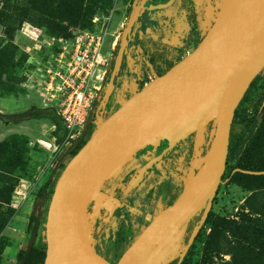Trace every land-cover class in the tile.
<instances>
[{"label": "rangeland", "instance_id": "1", "mask_svg": "<svg viewBox=\"0 0 264 264\" xmlns=\"http://www.w3.org/2000/svg\"><path fill=\"white\" fill-rule=\"evenodd\" d=\"M166 1L82 0L76 21L62 18L43 23L40 14L31 8V0H0V143L12 141L21 150L20 166L8 172L0 170V188H7L4 192L8 202L0 200V214L2 221H6L0 228V264H15L19 248L28 249L31 245L45 243L50 196L62 165L72 155L71 146L65 144L53 118L38 116L44 111L39 107L38 75L41 64L56 51L53 43L48 45V39L74 37L83 30L108 34L106 46L115 49L116 70L114 74L109 72L107 78L111 84V95L110 112L106 118L128 97L162 73L166 65H173L192 52L218 18L225 2L187 0L195 14V22H192L181 0H173L165 8L149 9L150 5ZM152 40L160 42L166 52V63L152 61ZM263 113L264 60L255 71L233 117L234 122L250 117L254 119L238 135L233 151L228 155L225 175L199 230L200 238L185 254L186 264H203L204 244L211 229L210 219L216 216L234 218L239 211L247 210L244 201L250 192L227 182L226 173L255 131ZM201 128V146L194 149V140L199 143L197 131L188 137L193 142L191 153L177 160L169 154L166 162L164 159L157 162L127 203L118 201V189L109 196H102L99 188L90 199L85 217L86 241L117 260L144 226L168 207L179 190L187 185L192 158L209 153V136L215 129V121ZM85 136L89 135L85 133ZM180 146L181 143L172 150ZM203 163L193 172L198 173ZM130 178L131 173L120 186H125ZM113 185V180L108 181L107 192ZM261 195L264 197V191ZM205 209L206 205L196 214L199 221ZM30 217V225L27 226ZM189 223L187 221L177 230L182 235L174 244L166 245L175 233L172 231L161 236L165 237L164 242L155 241L149 246L145 261L149 264H181L191 233ZM227 239L218 251L205 258L204 264L231 263L229 251L232 237L228 235Z\"/></svg>", "mask_w": 264, "mask_h": 264}, {"label": "water", "instance_id": "2", "mask_svg": "<svg viewBox=\"0 0 264 264\" xmlns=\"http://www.w3.org/2000/svg\"><path fill=\"white\" fill-rule=\"evenodd\" d=\"M172 2L149 9L165 8ZM263 57L264 0H231L192 52L95 125L64 164L53 187L46 212L43 264H140L157 238L176 232L206 205L203 218L189 235L182 260L212 205L226 168L235 109ZM211 121H215V129L209 154L197 178L144 226L117 260L86 241L91 188L101 168L136 128L148 131L131 155L148 145L156 147L162 140H167V146L137 170L127 188L136 186L168 151Z\"/></svg>", "mask_w": 264, "mask_h": 264}, {"label": "trees", "instance_id": "3", "mask_svg": "<svg viewBox=\"0 0 264 264\" xmlns=\"http://www.w3.org/2000/svg\"><path fill=\"white\" fill-rule=\"evenodd\" d=\"M81 1L82 0H31L30 3L31 8L40 14V18L43 23H48L50 20L54 19L62 20V18H65L63 20L74 22L80 12ZM187 2V0H181V4L186 10L190 20L195 22L194 10L191 6H188ZM151 46L152 61L156 62L160 60L161 62L166 63V52L161 48L160 42L158 40H152ZM171 66L172 65H166L162 73H164ZM162 73H159V75ZM42 110H44L43 113H40L38 116L41 118H48V116H51L56 127L59 126L61 136L64 137L65 130L59 120V117L52 110ZM253 119L254 117H250L232 122L228 155L231 151H233L238 135L249 127ZM94 128L95 126L91 128V131ZM91 131L87 135H89ZM85 139L86 138L80 140L75 145V147L71 150V154H74L81 144H83ZM180 143V147L176 150H170L164 155L163 159L165 162L168 160L167 156L169 154L172 155V158L177 160L182 156L191 153L193 149V142L191 139L186 138L178 144ZM166 146L167 140H162L157 148V151H160ZM20 155L21 150L12 141L0 143V170L8 172L13 167L20 166L18 165L20 162ZM143 163L144 160L137 164L131 157H129L114 175L103 181L100 186V191L102 193H106L104 191V186L110 180H114L116 186H118L127 174L132 171L134 172L136 167L137 169L140 168ZM62 167H64V165H62ZM150 170L151 169H148L147 173ZM133 175L134 173H132V176ZM223 175H225V173ZM226 181L229 183H235L241 186L244 190L250 192L244 201L247 210L244 209L239 211L234 218L216 216L210 219L211 229L204 244L203 264L205 263V258L207 256H211L212 252L218 251L222 243L228 240V235L232 237V245L229 251L231 253L230 264H264V197L261 195L262 191H264V113L255 131L251 134L245 146L237 156L234 164L228 167ZM137 186L138 185L131 188H124L118 195V201L122 204L127 203L134 194ZM5 190H7L6 187L2 189L0 188V200L8 203L4 192ZM182 190L183 188L179 190L176 198ZM111 192L107 194L110 195ZM88 207L87 211L89 210ZM2 217L3 216L0 214V228L2 227V223L6 222L4 220L2 221ZM31 218L32 217L29 218L27 226L30 225ZM198 221L199 218L196 215L189 220L190 232L197 225ZM207 222H209V219ZM7 223H9V221ZM199 238L200 231L196 235L194 242L199 240ZM194 242L191 246H193ZM45 250L46 243L43 245H31L28 249L20 248L16 253V263L43 264ZM184 257L181 264H186L187 262V257Z\"/></svg>", "mask_w": 264, "mask_h": 264}, {"label": "built area", "instance_id": "4", "mask_svg": "<svg viewBox=\"0 0 264 264\" xmlns=\"http://www.w3.org/2000/svg\"><path fill=\"white\" fill-rule=\"evenodd\" d=\"M107 36L102 31L83 30L74 37H50L47 41L56 51L41 64L39 107L59 117L65 144L71 149L110 112L107 78L116 69L115 49L106 46ZM202 139L199 143L194 140V149L201 146Z\"/></svg>", "mask_w": 264, "mask_h": 264}, {"label": "bare ground", "instance_id": "5", "mask_svg": "<svg viewBox=\"0 0 264 264\" xmlns=\"http://www.w3.org/2000/svg\"><path fill=\"white\" fill-rule=\"evenodd\" d=\"M231 4V0H225V2L223 3V8L220 11L219 15H221L222 12L226 11ZM220 5V4H219ZM264 60V57L259 61V65L260 63ZM202 128L201 126L198 127L197 129V141L200 142V132H201ZM146 131H148V129L146 128H136L124 141L123 144H121L116 151L113 153V155L110 157V159L105 163V165L101 168L100 170V177L98 179H96L95 185L91 188L90 191V196H89V201H91V197H93L97 191L99 190L101 184L103 183V181L109 177H111L112 175H114L116 173V171L120 168V166L129 158V156L131 155L132 150L134 149V147L139 143L140 139L142 138V136L146 133ZM196 154V151L195 153ZM209 154V153H208ZM208 154L206 156H199L198 154L196 156H194L191 160V168L189 170V174H188V182L187 184L191 183L192 181H194L197 178V173L193 172L194 168H199L201 166V164L207 159ZM99 194V192H98ZM100 198V195L98 197V199ZM171 233V232H170ZM182 234H178L177 231L173 234V237L170 239L169 244H166L167 246L174 244L176 241H178ZM167 237V236H166ZM165 238V237H164ZM164 238L159 237L156 239L157 242H164ZM166 241V240H165ZM178 244V243H177ZM159 246V245H158ZM165 247V246H164ZM149 248L146 249V251L143 254L142 260L140 262V264H149L148 262L145 261V257H147V251ZM155 250V249H154ZM167 251V250H166ZM165 251V252H166ZM174 251V250H173ZM156 252V251H155ZM161 252V251H160ZM159 254V251L157 252ZM164 253V251L162 252ZM170 254H172L170 252ZM155 255V254H154ZM157 255V254H156ZM165 255V254H164ZM152 257V255H150ZM169 256V255H168ZM164 258V257H163ZM162 258V259H163ZM157 259V258H156ZM155 259V260H156ZM166 259V258H165ZM153 260V262L155 261ZM159 260V259H158ZM148 261V260H147ZM164 261V260H163ZM159 262V261H158ZM157 262V263H158ZM155 263V262H154ZM163 264V263H162ZM165 264V263H164Z\"/></svg>", "mask_w": 264, "mask_h": 264}, {"label": "flooded vegetation", "instance_id": "6", "mask_svg": "<svg viewBox=\"0 0 264 264\" xmlns=\"http://www.w3.org/2000/svg\"><path fill=\"white\" fill-rule=\"evenodd\" d=\"M150 146V147H149ZM159 147V145L158 146H156V147H153V146H151V145H148V146H145V147H143V148H141V149H139V150H137L136 152H134L132 155H131V158H132V160L133 161H135V163H139V162H141V161H143L144 160V163L143 164H145L150 158H152V157H154V156H156V155H158L164 148H162L160 151H157V148ZM164 157V156H163ZM163 157H162V159H163ZM160 161V160H159ZM158 161V162H159ZM154 167V166H153ZM139 169V168H138ZM137 167L135 168V170H134V172L132 171V172H130L131 173V178L136 174V172H137ZM150 169H152V168H150ZM132 173H134V175L132 176ZM147 173V172H146ZM145 173V174H146ZM148 174V173H147ZM146 174V175H147ZM146 176L144 175V177L142 178V180L145 178ZM130 178V179H131ZM129 179V180H130ZM142 180H140V182L142 181ZM129 182V181H128ZM139 182V183H140ZM138 183V184H139ZM137 184V185H138ZM127 185H128V183L125 185V186H123V187H121L120 189H119V192H118V195L123 191V189L124 188H126L127 187ZM133 196V195H132ZM131 199V198H130Z\"/></svg>", "mask_w": 264, "mask_h": 264}, {"label": "crops", "instance_id": "7", "mask_svg": "<svg viewBox=\"0 0 264 264\" xmlns=\"http://www.w3.org/2000/svg\"><path fill=\"white\" fill-rule=\"evenodd\" d=\"M127 176V175H126ZM125 176V177H126ZM111 181V180H110ZM123 181V180H122ZM122 181H121V183L118 185V186H116V183H115V181L113 180V182H114V185L112 186V188L107 192V183L105 184V186H104V191L105 192H107V193H109V192H111V194L114 192V191H116L117 189H118V192H119V189L121 188V187H123V186H120V185H122ZM100 194L102 195V196H109V195H107L106 193H102L101 191H100ZM110 194V195H111ZM20 249V248H19ZM18 249V250H19ZM17 253V252H16ZM15 264H18V263H16V256H15Z\"/></svg>", "mask_w": 264, "mask_h": 264}]
</instances>
